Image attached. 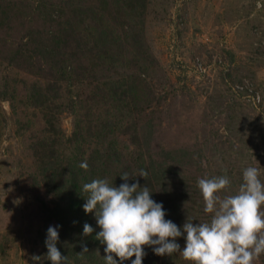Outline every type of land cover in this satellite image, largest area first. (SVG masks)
<instances>
[{"label": "rangeland", "instance_id": "374dc122", "mask_svg": "<svg viewBox=\"0 0 264 264\" xmlns=\"http://www.w3.org/2000/svg\"><path fill=\"white\" fill-rule=\"evenodd\" d=\"M248 166L264 182V0H0V264H50L62 191L128 173L182 227L211 218L198 179L235 194ZM75 209L66 264H104Z\"/></svg>", "mask_w": 264, "mask_h": 264}, {"label": "clouds", "instance_id": "9594fccd", "mask_svg": "<svg viewBox=\"0 0 264 264\" xmlns=\"http://www.w3.org/2000/svg\"><path fill=\"white\" fill-rule=\"evenodd\" d=\"M80 167L87 169V161ZM146 175L140 171V177ZM259 175L260 169L246 167L238 191L223 196L219 193L230 184L227 175L198 179L204 211L212 215L207 222L193 224L189 220L182 227L165 219L166 210L152 198L147 185L129 184L128 173L120 176L124 182L118 187L106 178L84 183L82 190L88 196L82 208L93 214L99 228L96 239L105 246L104 264H123L131 257V264H142L146 255L143 246L151 247L158 256L179 252L189 264H254L253 257L264 250V182ZM58 229L59 225L49 226L46 232L50 264L67 261L56 246ZM92 232V225L85 223L83 234ZM182 235L185 243L181 250L176 238Z\"/></svg>", "mask_w": 264, "mask_h": 264}, {"label": "trees", "instance_id": "16d2710c", "mask_svg": "<svg viewBox=\"0 0 264 264\" xmlns=\"http://www.w3.org/2000/svg\"><path fill=\"white\" fill-rule=\"evenodd\" d=\"M93 175V173L91 174ZM150 178V176H149ZM87 181V179H86ZM79 191V188H75V193H77ZM66 193V195H65ZM62 194H64V199L61 200V204L57 205L55 207V210H53L55 212V222L57 223V225H59V239L57 241V247L60 246L61 241L64 239L65 235H66V231L70 229L68 225V215H75V213H73L76 209L75 208H79V206H82L84 204L83 202L78 203L77 207L74 206V201H78L80 199H87L88 193L84 192L85 197H81L80 194L73 196L72 193H69L68 191H62ZM80 198V199H79ZM79 202V201H78ZM87 218L91 217L88 215H86ZM74 219V218H71ZM91 234V233H90ZM91 239L94 240V242L97 240L96 239V235L94 237L91 236Z\"/></svg>", "mask_w": 264, "mask_h": 264}]
</instances>
